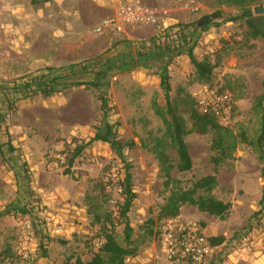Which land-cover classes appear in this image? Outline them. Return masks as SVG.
<instances>
[{
    "label": "rangeland",
    "instance_id": "1",
    "mask_svg": "<svg viewBox=\"0 0 264 264\" xmlns=\"http://www.w3.org/2000/svg\"><path fill=\"white\" fill-rule=\"evenodd\" d=\"M167 4L170 7L182 4L183 12L196 18L217 10H221L226 19L241 13L236 7L223 5L222 0H170ZM163 12L166 10L157 12L159 17ZM166 13L163 18L169 16L168 11ZM158 25L159 22L152 26ZM227 28L226 37L221 40L204 42L203 34H196L193 42L194 58L201 61L208 57L216 65L209 84L195 81V69L186 54L185 43L179 54L162 55L161 51L167 46L159 44L157 38L169 28H162L155 36L136 42H131L122 30L110 28L117 33L113 36V41H117L114 45L132 44L130 49H123L124 63L119 61L117 67L115 63L112 67L105 64L107 60L115 59L117 51L112 45L104 46L98 54L97 49L91 47L88 56L81 57L74 64L49 61L31 68L30 64L13 61L11 52L10 55L2 52L0 249L7 244L17 248L12 257L15 264L30 262L28 255L19 254V251L22 250V240L30 243L31 239L39 253L44 248L47 252L51 250L50 262L53 264H75L77 260L90 259L98 250L95 244L103 243L101 225L94 221V214L102 223L107 221L109 229L108 220L114 224L118 221L119 208L123 204L119 182L125 178V164L130 169L134 194L127 217L137 247L136 257L127 259L126 264L136 263L132 261L168 264L157 246L156 236L164 221L158 219L159 212L169 192L164 190V173L151 152L154 140L165 133L162 120L152 109V102L166 108V92L161 87L163 67H166L170 85L169 102L188 131L184 142L192 160L189 173L174 169L171 177L178 180L182 188H188L201 178L215 176L218 186L213 196L231 206L224 220L184 206L180 221L205 230L209 239L224 240L219 248L220 264H264V206L259 205L263 193L257 156L251 148L241 146L234 160L215 167L211 151L213 134L200 135L192 131L187 105L188 95L195 101L197 94L205 88L225 89L233 95L229 127L234 132L243 129L249 134L257 129L258 119L252 108L255 100L264 96V41L246 40V27L242 23L230 24ZM94 30L84 36L89 44L101 39L93 34ZM184 31L185 37L191 32L190 29ZM61 43L58 53L63 50ZM84 66L86 72L78 75L88 73L89 77H76L79 70L75 68ZM100 71L104 72V77L98 88L65 84L72 78L84 83L94 82ZM48 74L61 82L59 90L52 96L44 97L38 91L33 92L32 89L37 88L34 84L25 88L27 82H34L33 78ZM103 102L106 103L104 111L101 109ZM104 125L112 128L115 141L121 144L122 159L110 144L95 142L66 175L62 151L68 145L73 148L74 141L86 142L95 133H103ZM166 154L176 166V153L167 149ZM25 207L30 208L26 215L17 212ZM7 211L9 214L1 215ZM25 217L32 222V236L22 225ZM149 219L154 223H148ZM122 232L123 226H116L118 240L122 239ZM38 238L42 239L41 243ZM24 254L27 259H23Z\"/></svg>",
    "mask_w": 264,
    "mask_h": 264
},
{
    "label": "trees",
    "instance_id": "2",
    "mask_svg": "<svg viewBox=\"0 0 264 264\" xmlns=\"http://www.w3.org/2000/svg\"><path fill=\"white\" fill-rule=\"evenodd\" d=\"M262 3L261 0H222L223 5L233 6L240 9V14L231 17L224 18V14L221 10L214 11L211 14H205L199 17L194 23L183 26V29H190L191 32L187 37H183V42L187 45L186 54L190 60V63L195 69V81L199 84H209L212 80L213 71L216 65L208 58L205 57L201 61H197L193 56V45L196 34H203L211 28H219L225 24H237L242 23L246 27L245 36L246 40L261 39L264 41V18L253 17L252 7ZM178 27H181L178 25ZM116 46V45H113ZM180 51L166 47V50L161 51L162 55L165 53L179 54ZM158 54V53H157ZM113 61V62H112ZM107 67H112L114 60H107ZM166 65V64H165ZM164 65V66H165ZM84 67H76L77 73L85 72ZM166 67L162 68L161 87L166 92V108L162 109L155 102H152V109L154 114L160 118L164 124L165 133L163 137L155 139L151 152L156 156L162 171L164 173V190L169 192V196L165 200V204L161 207L158 219H174L179 217L180 211L184 206L194 207L198 212L207 214L208 216L224 220L229 211L230 204L224 203L213 196V191L218 186V181L215 176H206L193 183L191 187L182 188L180 182L171 177V172L176 169L180 173H189L192 170V160L188 151V147L184 142V137L187 135V129L184 121L175 113L169 102L168 93L170 91V85L168 82V76L166 74ZM104 69L103 67L101 68ZM105 70V69H104ZM104 72L100 71L97 74L96 81L90 83H84L82 81L74 80L70 83L72 86L89 85L94 88H98V83L104 77ZM75 74V73H74ZM98 79V80H97ZM34 82L29 81L26 83L25 88L31 87L32 84L37 88L32 89L33 92L38 91L44 97L52 96L60 87V81L57 77L51 75H43L38 78H33ZM65 82V81H64ZM64 82L62 85L64 86ZM29 84V85H28ZM65 85V86H66ZM221 91L225 89H220ZM219 90V91H220ZM189 115L192 122V131L197 132L200 135L213 134V140L211 142V151L214 153L212 157V163L215 167L226 165L229 161L234 160L235 154L241 146H247L257 155L258 160L264 165V109L262 103L264 102V96L257 98L254 102L252 112L258 119L257 129L253 134H249L247 131L240 129L238 132H234L230 127L221 126L217 120L212 116H202L198 113L195 101L187 96ZM101 109H106V103L103 102ZM169 117V118H167ZM112 128L108 125H104V132H97L92 138L86 142H73L74 147L67 146V149L62 151L65 154L66 169L64 173L70 174L75 161L79 159L83 152L93 143L102 142L110 144L116 151L119 157L122 159V146L115 141ZM9 150L13 152V149L8 146ZM173 150L178 158V163L174 166L171 163V158L166 154V150ZM129 166L124 165L125 178L122 182H119V187L122 192L123 204L119 208L118 221L116 224L108 220L102 223L97 214H94V221L101 225L102 240L103 243L100 248L92 254L89 261L83 262L77 260L75 264H125L127 258H132L136 255L135 249L132 247V228L128 222V213L134 200V194L132 192L131 174L129 172ZM264 177V166H263ZM264 191V186H263ZM260 207L264 206V193L260 201ZM29 208L17 210L22 215L28 213ZM9 214V211L4 212L1 215ZM153 224L154 221L149 219L147 221ZM102 223V224H101ZM116 226H123V237L118 240L115 233ZM212 246L220 245L223 243V239H210ZM12 253L7 248L0 253V264H3L5 260L12 259Z\"/></svg>",
    "mask_w": 264,
    "mask_h": 264
},
{
    "label": "crops",
    "instance_id": "3",
    "mask_svg": "<svg viewBox=\"0 0 264 264\" xmlns=\"http://www.w3.org/2000/svg\"><path fill=\"white\" fill-rule=\"evenodd\" d=\"M142 1L159 20V25L156 27L148 25L136 28L124 27L120 29L124 36L131 42L145 41L155 36L157 31L162 28L172 29L178 25L183 27L187 24L194 23L198 19L186 15V13L183 12L184 8H181L183 7L182 4H175V6L170 7V5L167 4L170 0H159V3L156 2V0ZM132 2L133 0H0V56L2 52L4 55H10L11 52V55L14 56L13 61L30 64V68L35 64H47L49 61L51 63L74 64V62L80 60L81 57L88 56L90 53L89 48L92 47L97 49L96 53L98 54L104 46L108 47L112 45V48L117 51V53H115V59H113L117 67L119 61L124 63L125 53H123V49L129 48V45L132 46L131 43H118L116 46H113L115 44L114 42L117 43L116 40L113 41V36L117 34L113 29L104 30L101 35H96L98 37L101 36V39H99L100 41L97 40L95 44H89L88 41L84 40V36L86 33L101 26L107 19L113 17L119 7ZM177 5L180 7L178 6V8ZM157 10L168 11L169 16L167 18H163L162 16L159 17ZM228 25L230 24H225L219 28H211L203 33V41H210L212 43L213 41L216 42L217 39L221 40L226 37ZM255 41H259V39ZM59 42H62L60 46L63 48L61 51L62 53H58ZM13 50H17V52ZM78 74L79 73H77L76 77H84V79L89 77L88 73L80 76ZM258 162L261 165V178L259 180L262 186V193H264V177L262 173L264 165L259 160ZM30 208L33 209L32 206H30ZM201 230L206 236V231L203 229ZM156 239L161 254L168 264H171L165 257L160 233L156 236ZM0 240H2V233H0ZM208 240L210 239L208 238ZM30 241V243H25L22 240V244L20 245L22 250L19 251V254L22 252L27 254L28 261L30 262L27 263L26 261L24 263L18 261L17 264H53L52 261L50 262L53 256L52 253H49L51 250L47 252L44 248L41 249L42 252L39 253L34 245L35 243L33 244V239ZM38 241L41 243L42 239L38 238ZM220 246L221 244L216 245L218 249L216 253L212 255L209 264H220ZM40 247L42 248V245H40ZM132 247L135 249L137 255V247L133 239ZM7 248L11 251L12 256L17 249L7 244L3 250ZM3 250L0 249V253ZM136 255L131 259H134ZM11 261L15 264L12 259ZM132 262H136L135 264H145L142 261Z\"/></svg>",
    "mask_w": 264,
    "mask_h": 264
},
{
    "label": "built area",
    "instance_id": "4",
    "mask_svg": "<svg viewBox=\"0 0 264 264\" xmlns=\"http://www.w3.org/2000/svg\"><path fill=\"white\" fill-rule=\"evenodd\" d=\"M162 14L163 17L167 15L166 12ZM157 22L156 16L144 6L142 0H133L132 3L119 7L115 15L97 27L93 34L101 35L102 31L110 28L120 30L124 27L155 25ZM185 35L186 31L177 26L169 29L166 33L163 32L157 39L159 44L174 47L180 51L184 48L183 37ZM195 105L200 115L214 117L223 127L230 126L233 95L229 91L205 88L197 94ZM22 225L27 234L32 236L33 226L31 220L25 217ZM159 233L161 234L165 257L171 264H209L212 255L218 249L216 246L211 245L198 226L185 224L179 218L164 220ZM101 245L102 243H97L95 247L99 249ZM23 259H27V256L23 255ZM3 264L14 263L5 260Z\"/></svg>",
    "mask_w": 264,
    "mask_h": 264
},
{
    "label": "water",
    "instance_id": "5",
    "mask_svg": "<svg viewBox=\"0 0 264 264\" xmlns=\"http://www.w3.org/2000/svg\"><path fill=\"white\" fill-rule=\"evenodd\" d=\"M253 17H263L264 18V3L255 5L251 9ZM264 109V102L262 103Z\"/></svg>",
    "mask_w": 264,
    "mask_h": 264
}]
</instances>
